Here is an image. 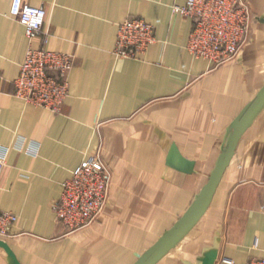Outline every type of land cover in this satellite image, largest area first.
I'll use <instances>...</instances> for the list:
<instances>
[{
	"label": "crops",
	"instance_id": "0c3cea01",
	"mask_svg": "<svg viewBox=\"0 0 264 264\" xmlns=\"http://www.w3.org/2000/svg\"><path fill=\"white\" fill-rule=\"evenodd\" d=\"M46 16L34 47L72 53L69 92L52 112L14 94L29 40L0 0V209L16 215L0 264H141L202 201L205 209L149 264H243L264 254V0L238 55L220 65L187 50L185 0H22ZM157 21L138 59L115 57L117 25ZM242 123L235 131L239 121ZM110 171L105 206L75 231L56 221L62 182L88 155ZM190 211V210H189Z\"/></svg>",
	"mask_w": 264,
	"mask_h": 264
},
{
	"label": "built area",
	"instance_id": "2783aa9c",
	"mask_svg": "<svg viewBox=\"0 0 264 264\" xmlns=\"http://www.w3.org/2000/svg\"><path fill=\"white\" fill-rule=\"evenodd\" d=\"M172 11L189 17L192 28L187 50L195 58L220 65L234 59L251 30V12L246 0H185L172 5ZM10 14L25 27L29 40L25 57L15 77L14 94L32 105L61 111L68 96V73L74 63L72 53L34 47L31 40L41 30L46 16L43 6H31L12 0ZM157 21L128 16L117 25L112 52L118 58L138 59L155 40ZM4 156H0V172ZM110 183V171L98 153L86 156L62 182L59 197L53 203L56 221L67 231L89 226L103 210ZM16 215L0 209V238L10 233ZM218 264H238L228 256ZM243 264H264V254Z\"/></svg>",
	"mask_w": 264,
	"mask_h": 264
},
{
	"label": "water",
	"instance_id": "95a60500",
	"mask_svg": "<svg viewBox=\"0 0 264 264\" xmlns=\"http://www.w3.org/2000/svg\"><path fill=\"white\" fill-rule=\"evenodd\" d=\"M264 94V88L262 89V91L259 93V95L257 96L256 100L250 105L249 109L247 110V112L245 113L244 117L246 116V114L251 110V108L255 105V103L259 100V98ZM244 117L239 121L238 125H237V129L235 131V136L237 135L238 129L244 119ZM234 141H235V137L232 139L230 145L227 148V151L223 157L222 162L220 163L219 169H218V173L215 177V179L213 180L212 185L209 187L207 193L204 194L203 196V200L202 201H198L196 202V204L194 205V207L187 213V216L181 220L170 232V234L165 237L161 243L159 244L158 247H156V249H154V251H152L148 257L141 263V264H149L151 262V260L154 258L155 252H157V250H159V248H161L164 244H166L167 242H169L175 235H177L182 229H184V227L188 226L196 217H198L200 215V213H202V211L205 209V207L207 206L215 188L216 185L220 179V176L222 174L223 168L231 154L233 145H234Z\"/></svg>",
	"mask_w": 264,
	"mask_h": 264
},
{
	"label": "rangeland",
	"instance_id": "374dc122",
	"mask_svg": "<svg viewBox=\"0 0 264 264\" xmlns=\"http://www.w3.org/2000/svg\"><path fill=\"white\" fill-rule=\"evenodd\" d=\"M248 3V2H247ZM249 5V4H248ZM250 8V7H249ZM250 12H251V10H250ZM251 20H252V23H253V15H252V12H251ZM251 26H252V24H251ZM196 204V202L195 203H192V206L190 207V209L189 210H191L193 207H194V205ZM189 210H188V212H189Z\"/></svg>",
	"mask_w": 264,
	"mask_h": 264
}]
</instances>
